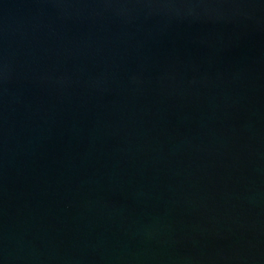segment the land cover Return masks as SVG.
<instances>
[{"label": "water", "instance_id": "water-1", "mask_svg": "<svg viewBox=\"0 0 264 264\" xmlns=\"http://www.w3.org/2000/svg\"><path fill=\"white\" fill-rule=\"evenodd\" d=\"M0 264H264V0H0Z\"/></svg>", "mask_w": 264, "mask_h": 264}]
</instances>
